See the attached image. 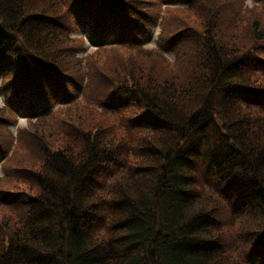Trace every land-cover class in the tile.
I'll return each mask as SVG.
<instances>
[{"label": "trees", "instance_id": "1", "mask_svg": "<svg viewBox=\"0 0 264 264\" xmlns=\"http://www.w3.org/2000/svg\"><path fill=\"white\" fill-rule=\"evenodd\" d=\"M102 1L0 0V91L9 105L29 93L46 99L45 91L63 86L86 99V67L77 56L85 41L72 33L90 15L109 20L96 37L115 38L119 45L102 53L117 51L121 58L141 60L152 56L135 44L145 28L142 21L147 22V1L108 0L114 11H102ZM128 1L135 9L125 5ZM122 7L129 14L127 23ZM177 27L173 22L166 28L163 47ZM241 28L249 36L238 33L227 53L215 41L219 56L209 57L213 73L203 64L187 86L178 71L192 64L194 56L176 64L153 56L160 59L157 66L167 69L163 74L151 65L106 62L101 74L110 76V82L96 81L111 88L103 102L127 113L124 121L131 132L121 124H103L95 111L79 105H63L56 114L51 105L39 113L36 107L41 106L26 109L29 126L18 132L16 151H29L27 157L21 155L27 167L17 170L33 178L28 185L34 192L8 193L2 199L15 208L26 203L17 217L7 207L1 217L0 264H220L223 256L232 258L227 249L234 239L255 249L244 256L248 264H256L260 253L257 260L264 261V138L259 135L264 132V17L252 15ZM197 61L202 64L203 58ZM220 66L225 67L217 73ZM210 79L223 104L243 117L227 126L238 151L221 138V150L204 152L201 139H186L190 134L182 133L181 116L194 117ZM92 87L93 82L89 92ZM182 98L188 99L189 110L181 106ZM104 109L96 112L108 115ZM54 114L57 121L50 119ZM10 117L8 108H0V128ZM128 151L130 162L128 154L124 158ZM204 157L212 164L204 163L201 173L209 170L215 177L196 168ZM163 158L171 160L164 169ZM205 187L218 189L219 197ZM150 202L165 214V224L155 221L157 215L149 218ZM259 220L260 231L244 227Z\"/></svg>", "mask_w": 264, "mask_h": 264}, {"label": "rangeland", "instance_id": "2", "mask_svg": "<svg viewBox=\"0 0 264 264\" xmlns=\"http://www.w3.org/2000/svg\"><path fill=\"white\" fill-rule=\"evenodd\" d=\"M174 2L177 3L178 5L163 6L162 3L161 4L158 3V5L156 4L155 13L152 16L155 18L156 21L158 20L157 16L160 15L161 16V19H159L160 23H162L164 19V24L162 27V30L164 31H166V28L173 23L172 22L173 20L176 19L179 22V24H177L178 27L170 34L175 32L180 27L182 28L188 27L182 33L179 34H184L185 36L189 34L195 35L193 38L187 40L189 45L186 49V52L187 54L191 55L197 50L198 53L194 56V61L192 64L184 65L178 71L179 81L186 86L189 85L192 76H194V72H197V70L201 68L203 62L204 61L208 62L206 55L202 50V47L204 45V39L206 46L209 47L208 51L215 49V45L212 43L209 44V39L205 38L206 27H208V29L210 30L213 39L216 41L217 38L219 45L227 53L230 52L233 39L234 37H237L238 33L242 34L243 36H249V30H243V28L241 27L249 24V20L252 15L264 17V0H245L244 3L242 0H214V3L210 2L209 0H205L206 4L202 0L197 2L198 4H196L195 2L192 3L184 0H174ZM143 23L145 24L144 21ZM89 24H90L89 26L87 25L81 26L76 34H72L73 36L75 35L83 36L88 43L86 53L82 54V52L85 50V48L82 47V49L79 50V52L81 53L77 54L78 59L79 60L82 59L81 65L82 66L85 65V67L89 70V77L93 79L92 91L86 93V99L80 100L82 99V96L79 93V91L78 93H76L73 90L68 92L66 87L63 86L57 89H53L51 91L49 90L48 92L45 91L46 100H44L43 95L41 93H38L34 95L33 101L28 103H32L35 106H41V107L44 106L45 104L46 107H49V105H51L53 106L52 110H56L55 114L57 113L58 110H60L58 108L62 107L63 105L67 104L68 106H73V107L79 105L83 107L85 111L88 113L95 111L96 115H98V119L103 124L111 123L112 125L114 124L116 126L117 124H121L124 126L125 130L131 132V126L127 125V123L124 121V117L127 113H125L124 111H120L121 109H113L103 102L105 97L108 95V92L111 91V88L98 85L96 81L98 79H101L104 83H109L111 77L102 75L101 67H104L106 62L116 64L119 60H121L120 61L121 64H125V65L129 64L131 68L137 67V65H141V66H143L144 64L151 65V69L155 67V69L158 71L157 74H163L167 71V69L157 66L156 61L160 59L155 58L154 60H152L153 56H160L162 57V59L168 57L171 63V61H174L177 54L173 52H170L169 54L166 53L159 38L160 29L159 31L157 29H154L153 31L150 30L151 35L148 32L144 34L146 40L145 49L152 52V56L151 55L146 56L148 57L147 60L133 58L131 55H126L124 58H121V56L118 55L117 51H110L107 53H102V50L95 51L96 45H100V44L97 42V38L93 37L91 34V33H96L95 29L92 28L93 22L89 21ZM73 38L78 39V37H73ZM245 42L246 41H243V43ZM193 46H196V48L191 50ZM200 57L204 59L202 64L201 61H197L200 59ZM150 59L151 61H149ZM85 79L89 81L88 78ZM0 83H1V78H0ZM187 95H189V93H187ZM96 97H98L97 100ZM50 100H51V104H49ZM78 100L79 103L75 105L73 101H78ZM98 100L101 101L102 103L99 104ZM186 100L188 99L182 98L183 103L181 106L189 110L190 107H187L185 105ZM52 103H54V105ZM193 104L196 105L195 102ZM2 106L3 103L0 101V107ZM28 106L29 105H23L22 110L28 108ZM104 108L108 109L109 112H106L108 115L102 116L98 112H96L99 111L101 113L102 112L101 110L105 111ZM55 114L52 118H50L53 121H57L55 119ZM63 117L64 115L61 116V118ZM242 118H243L242 115L240 116V114H236L235 121H238ZM9 120L13 122L10 126V131L14 134L18 132V129L19 130L28 129L29 122L26 121V119L23 116H21L20 113L19 115L14 114V117H10ZM238 124L240 125V123ZM259 135L262 138H264L263 131H260ZM11 136L12 135L9 133L6 139L9 140ZM18 152L17 151H15L14 153L11 152L8 155L10 157L7 156L3 162H2L3 158L0 157V220L2 216L8 213L6 207L14 212L15 217H17L22 211V209L25 208L26 202L25 203L20 202L18 206L15 208L14 205L16 204L10 201L2 200L3 198L6 197V194L19 192L20 195L29 196L31 192H34L31 191L32 190L31 185H28V183L33 181V178L26 177L20 171L17 170L27 167L24 164L21 155H23V157H27L28 156L27 153H29V151H24L20 149V147H18ZM112 166L113 164L109 165L108 167H112ZM208 192L211 193L213 196H216L219 193V190L209 188L207 190V193ZM208 207L209 206L206 205V208ZM23 217L24 216H20V219ZM244 227L246 228V230L248 231L251 230L253 232L260 231V229L263 228L261 227L260 220L259 223L255 221L253 225H251L249 222H246L244 224ZM239 242H240V247L233 253L232 258L236 257L238 260L244 263V254H248V247L243 242L241 241ZM232 258L229 257L228 255H225L221 258L219 263L235 264Z\"/></svg>", "mask_w": 264, "mask_h": 264}]
</instances>
